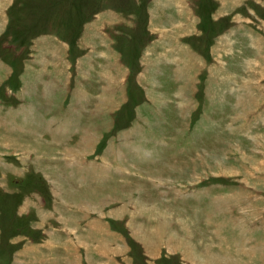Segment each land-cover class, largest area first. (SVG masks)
<instances>
[{
    "label": "rangeland",
    "instance_id": "obj_1",
    "mask_svg": "<svg viewBox=\"0 0 264 264\" xmlns=\"http://www.w3.org/2000/svg\"><path fill=\"white\" fill-rule=\"evenodd\" d=\"M10 8L0 264H264V0Z\"/></svg>",
    "mask_w": 264,
    "mask_h": 264
},
{
    "label": "crops",
    "instance_id": "obj_2",
    "mask_svg": "<svg viewBox=\"0 0 264 264\" xmlns=\"http://www.w3.org/2000/svg\"><path fill=\"white\" fill-rule=\"evenodd\" d=\"M15 1H17V0H0V17H3V16H5V13H6V11L7 10H9L8 9V7H13L14 6V3H15ZM10 8V9H11ZM5 22V23H4ZM11 26H9V25H7V23H6V20L4 19V18H0V73H2L4 70H5V68H6V63H5V57H3L4 55H1V52H3V50L4 49H8L7 47L8 46H10V42H12L14 39H16V38H20V37H14L13 38V36H12V33H9V31H8V29L10 28ZM8 31V32H7ZM87 31V30H86ZM45 32L46 31H38V32H36V33H34V34H32V35H29L28 34V36L27 37H21V39H18V41L19 42H21L22 44V47H21V49H24V48H27V49H25V50H28L29 49V51H30V53L32 52V53H36V54H40L39 52H37V51H35L34 52V47H36V46H38L39 47V43H41V42H43V41H45V39H46V35H45ZM31 41V42H30ZM31 48V49H30ZM13 49V48H12ZM20 49V50H21ZM24 50V51H25ZM28 51V52H29ZM17 55V54H16ZM44 57V56H43ZM59 57H61L60 55H59ZM58 57V58H59ZM39 61L40 62H42V61H45V58H42V56L39 58ZM11 66V65H10ZM10 69H12V67L10 68ZM13 70L15 71V69L13 68ZM13 71V72H14ZM15 73V72H14ZM8 76V75H7ZM28 80L27 79H25V77H23L22 78V85L26 88V85H27V82ZM20 93H21V91H20ZM21 111H23L22 109H21ZM108 187V186H107ZM172 190H173V192H175V189L174 188H172ZM104 194H106V192H103ZM157 198H159V199H162V198H160L159 196H157ZM172 198H175V199H177L175 196H173ZM171 199V198H170ZM153 200H155V199H153ZM163 201H165L164 200V198L162 199ZM162 201V202H163ZM167 201H169L170 202V200H167ZM166 201V202H167ZM158 201H157V199H156V203H157ZM164 203V202H163ZM164 204H168V203H164ZM163 205V204H162ZM169 213V212H168ZM90 222H95V221H90ZM96 222H99V221H96ZM105 224H106V222H105ZM89 225L91 226V224L89 223ZM104 224H102L101 225V227H99V229L98 228H96V227H94V231H99V233H101V235H103V236H105V237H107L108 238V240H111V241H117V242H120L121 243V241L120 240H118L117 239V232L116 231H113L111 228H109L107 225L105 226H103ZM92 230V226L91 227H89L86 231H87V234L88 235H92V233H93V231H91ZM80 236V235H79ZM111 236V237H110ZM84 236L83 235H81L80 236V240L84 243V248L85 249H87V244H86V241H85V239L83 238ZM119 239H121L120 237H119ZM80 242V241H79ZM123 242V241H122ZM79 245V244H78ZM95 246V248L93 247V250H97L98 249V247H102L101 246V244L98 242V244H95L94 245ZM117 247H119V246H121L120 244H117L116 245ZM187 246H189L190 248H192V250L194 251V253H190V251H191V249L190 248H188V247H185L184 248V250L183 251H185L188 255V257L190 258V256L191 255H194V257H193V261L195 262V263H197V264H204L205 263V257H204V253L206 252H203V253H197V250H196V248H195V246L194 245H191V242L189 241V243H188V245ZM71 247H72V244H71ZM103 248H104V250L102 251V254H104V253H106L108 256H110L111 255V253L113 252L114 254H116L115 252H117V250H115L116 248L114 247V250L112 249V247H110V245L107 243V244H105V245H103ZM121 248H123L122 246H121ZM99 254V253H98ZM86 255H87V253H86ZM196 256H198V258L199 259H197L196 258ZM90 258H91V256L88 254L87 256H86V261H89L90 260ZM102 261H105L104 260V258H103V260ZM117 262V261H116ZM214 262H215V260H214ZM89 263V262H88ZM99 264H100V262H99ZM110 264V263H109ZM113 264V263H112Z\"/></svg>",
    "mask_w": 264,
    "mask_h": 264
}]
</instances>
